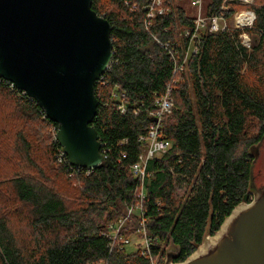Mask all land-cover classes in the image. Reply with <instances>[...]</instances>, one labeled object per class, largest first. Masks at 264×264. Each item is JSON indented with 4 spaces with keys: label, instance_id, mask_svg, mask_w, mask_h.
I'll return each instance as SVG.
<instances>
[{
    "label": "trees",
    "instance_id": "1",
    "mask_svg": "<svg viewBox=\"0 0 264 264\" xmlns=\"http://www.w3.org/2000/svg\"><path fill=\"white\" fill-rule=\"evenodd\" d=\"M185 1L167 0V12L148 19L149 0H92V10L110 24L113 57L94 86L99 105L92 126L112 169L70 175L67 159H56L60 147L49 132L56 125L0 79V264H152L120 244L111 249L104 235L107 224L139 204L152 259L163 264L172 240L181 262L242 202L248 148L264 133V0L245 7L254 14L250 29L194 39L193 18L180 6ZM235 7L208 0L204 17L228 18ZM185 30L189 36H180ZM251 73L258 78L253 84ZM168 86L173 109L162 120L161 139L169 148L147 162L140 200L130 167L146 148L139 137ZM113 92L124 94L123 114ZM184 185L189 191L177 195L175 187ZM138 221L129 216L122 239L137 233Z\"/></svg>",
    "mask_w": 264,
    "mask_h": 264
},
{
    "label": "water",
    "instance_id": "2",
    "mask_svg": "<svg viewBox=\"0 0 264 264\" xmlns=\"http://www.w3.org/2000/svg\"><path fill=\"white\" fill-rule=\"evenodd\" d=\"M91 4L0 0V79L24 92L56 125L55 140L70 166L112 169L92 126L99 105L94 86L113 57L110 24ZM262 139L264 133L248 148L249 156L256 157ZM253 167L247 188L252 200L244 195L215 234L207 229L181 262L180 248L170 240L163 264H264V189L255 187Z\"/></svg>",
    "mask_w": 264,
    "mask_h": 264
},
{
    "label": "built area",
    "instance_id": "3",
    "mask_svg": "<svg viewBox=\"0 0 264 264\" xmlns=\"http://www.w3.org/2000/svg\"><path fill=\"white\" fill-rule=\"evenodd\" d=\"M149 2L150 4L146 7L148 10V14H147L148 19H152L156 15H163L166 12V8L163 5V0H149ZM195 3L199 5L200 0H196ZM222 18H224V15H219L217 17L215 16V17L210 18L209 23L207 24L208 33H215L217 31H223L225 29L228 30L226 27L219 29L218 20ZM248 25H250V23L244 26H248ZM193 26H194V29L191 35V39L196 38L200 34V30L205 27V21L199 18L197 21L193 22ZM189 33L190 32L186 30L184 32L185 36H189ZM245 39L246 38H243L244 42H245ZM243 46L246 47L245 44H243ZM187 55H188V52L186 53L184 57V63L187 58ZM109 67L110 65L108 66L107 70L109 69ZM178 70H182V68H178ZM10 86L14 90H16L12 84H10ZM18 92H20L22 95H26L24 92H21V91H18ZM123 97H124V94H119L117 92L112 93V99L117 103L116 109L119 113H122V114L125 112V106L122 100ZM154 105H155V110L149 113V116L152 118V124L148 127L146 134L144 136L139 137V141L145 143L146 148L144 152L138 156L136 163L130 167V174L133 176L134 179L138 180L140 184V189H139V194H138V198L140 200L144 198V182L148 177V174L146 171L147 162L152 159L161 158L163 154L169 148V144L161 139V128H162V120L166 116L170 115L173 109V101L171 98V87L170 86L166 88V91L162 96L158 97L155 100ZM101 152L103 155L106 156V152L103 150V146H102ZM64 158H66V156L63 154L60 148V152L58 153L56 157L57 162L58 163L64 162ZM72 168H73V171L72 173H70V175H73L76 172V170L78 171L82 169V168H77V167H72ZM83 170H86V169H83ZM86 171L90 172L92 171V169L86 170ZM136 209H138L139 211V221H138L139 229L138 230L142 236V241L144 244V247L140 251V254L142 256H147L153 264V259L150 256V240L147 238V235H146V227H145L146 219L144 218L141 208L138 206L136 207ZM132 211L133 209L131 208L125 210L122 221H119L118 226L116 227V226L110 225L108 226L107 230H105L104 235L108 236V238L110 239L111 249L116 244H120V246H125L128 244V240L122 239L120 234H121V230L123 229V224L127 221Z\"/></svg>",
    "mask_w": 264,
    "mask_h": 264
},
{
    "label": "rangeland",
    "instance_id": "4",
    "mask_svg": "<svg viewBox=\"0 0 264 264\" xmlns=\"http://www.w3.org/2000/svg\"><path fill=\"white\" fill-rule=\"evenodd\" d=\"M195 1L196 0L185 1L183 3H180V6L185 10V12H186V14L188 16L193 18V22L197 21L199 18L203 19L205 21V27L200 30V33L201 32L202 33H206V32H208L207 24L209 23L210 18H205L204 17V7L208 3V0H200V4L199 5L196 4ZM225 1L228 2V3L234 4L236 6L235 7L236 9H235V12L230 17H228V18L224 17V18L218 20L219 29H221L223 27H226L228 30L238 29V30H240L242 32L250 29L254 19H253V15L251 14L252 12L250 10H247L245 7L252 5L254 3L253 0H250V1H247V2H244L242 0H231V1L225 0ZM163 5L166 8V12H167V10H168L167 6H166L167 5V0H163ZM222 8H223L222 9L223 12H225V13L228 12V7L227 6H224ZM244 12L248 13L251 16L252 20L250 22V25H248V26H238L237 24H235L236 23L235 22V16L239 15V14H242ZM249 12H251V13H249ZM184 32L180 33V36H182V37L184 36L185 37ZM217 32H219V31H217ZM243 38H246L245 42L243 41ZM239 39H240L242 45L245 44L247 49L250 48V37L246 33H242L239 36ZM190 52L194 53V52H196V49L191 47ZM249 76H250V84H253V83L257 82L258 78L256 76H254V74L251 73ZM49 132L51 133L52 138H55V132L56 131L54 132V130L50 128ZM262 167H263V172H264V160L262 161ZM188 191H189V187H186L185 185L182 186V188H180L179 186L175 187V193L177 195H180V196L181 195H185V193H187ZM123 213H124V211H123ZM132 214H136V215L139 216L138 209L134 208L132 213H131V215ZM119 221H122V218H119L117 221L107 224L106 225V230H107L108 226H110V225H113V226L117 227ZM127 223L128 222H125L123 224V228H125L128 225ZM128 229H130V228H128ZM139 234L140 233H139V230H138L136 234H131V235H129L128 238H126L128 240V244L123 246L124 249L126 250V252H128V253L129 252L133 253V252H137V251L140 252L143 249L144 244H143V241H142V236L140 237ZM157 263H158V257L153 260V264H157Z\"/></svg>",
    "mask_w": 264,
    "mask_h": 264
},
{
    "label": "flooded vegetation",
    "instance_id": "5",
    "mask_svg": "<svg viewBox=\"0 0 264 264\" xmlns=\"http://www.w3.org/2000/svg\"><path fill=\"white\" fill-rule=\"evenodd\" d=\"M260 140H261V138H260ZM256 144H253V145H256ZM255 153H256L255 158L253 156H250L251 163L254 162L253 182H254V185L256 188H258V189L263 188L264 189V172H263V167H262V161L264 160V139H262L261 144L258 148V151H255ZM248 198L250 200H252V198H253L252 193H248Z\"/></svg>",
    "mask_w": 264,
    "mask_h": 264
},
{
    "label": "bare ground",
    "instance_id": "6",
    "mask_svg": "<svg viewBox=\"0 0 264 264\" xmlns=\"http://www.w3.org/2000/svg\"><path fill=\"white\" fill-rule=\"evenodd\" d=\"M242 1L247 2L249 0H242ZM251 20H252L251 16L246 12L235 16V22H236L235 24H237L238 26H244L246 24H249Z\"/></svg>",
    "mask_w": 264,
    "mask_h": 264
}]
</instances>
